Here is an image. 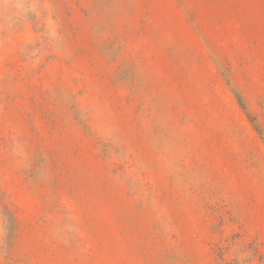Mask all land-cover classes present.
I'll list each match as a JSON object with an SVG mask.
<instances>
[{
    "label": "rangeland",
    "instance_id": "1",
    "mask_svg": "<svg viewBox=\"0 0 264 264\" xmlns=\"http://www.w3.org/2000/svg\"><path fill=\"white\" fill-rule=\"evenodd\" d=\"M0 264H264V0H0Z\"/></svg>",
    "mask_w": 264,
    "mask_h": 264
}]
</instances>
